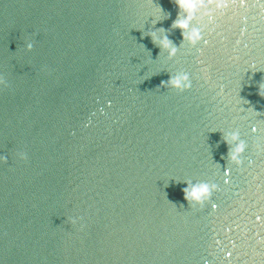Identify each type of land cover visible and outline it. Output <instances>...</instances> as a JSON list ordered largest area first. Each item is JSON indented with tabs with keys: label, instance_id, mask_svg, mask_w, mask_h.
<instances>
[{
	"label": "water",
	"instance_id": "1",
	"mask_svg": "<svg viewBox=\"0 0 264 264\" xmlns=\"http://www.w3.org/2000/svg\"><path fill=\"white\" fill-rule=\"evenodd\" d=\"M178 11L0 0V264H264V0H206L192 46Z\"/></svg>",
	"mask_w": 264,
	"mask_h": 264
},
{
	"label": "clouds",
	"instance_id": "2",
	"mask_svg": "<svg viewBox=\"0 0 264 264\" xmlns=\"http://www.w3.org/2000/svg\"><path fill=\"white\" fill-rule=\"evenodd\" d=\"M206 0H175V4L179 9L177 17L172 24L173 28H179L183 37V41L189 46L195 45L202 39V29L199 26H194L193 21L197 20L199 14L205 8ZM158 11L161 14V9L159 7ZM166 18L162 16L159 19L153 21L156 23L158 20ZM153 41L154 44L158 45L162 51L167 53V57H173L178 50V47L174 46L171 40L165 35L164 29H157L155 31L147 33ZM26 49L30 50L32 44H26ZM4 84L3 78L0 77V85ZM191 86L189 75L184 71H177L171 74L169 80L167 81V87L174 89L176 91H185ZM223 138L226 143L230 146L228 151V159L231 161L239 162L240 155L245 151L246 144L244 140L240 139L238 131L226 132L223 134ZM19 159H26V154L20 152L17 154ZM6 157L0 155V163H3ZM187 186L183 189L184 198L191 204H202L210 195L212 190H214V185H209L206 182L191 183L187 182ZM78 219V218H77ZM76 220L73 219L70 223H75ZM83 227V226H81Z\"/></svg>",
	"mask_w": 264,
	"mask_h": 264
}]
</instances>
